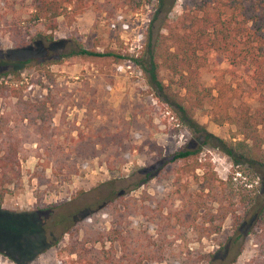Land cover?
Returning a JSON list of instances; mask_svg holds the SVG:
<instances>
[{"label":"trees","instance_id":"trees-1","mask_svg":"<svg viewBox=\"0 0 264 264\" xmlns=\"http://www.w3.org/2000/svg\"><path fill=\"white\" fill-rule=\"evenodd\" d=\"M175 1H153L141 53L131 59L139 65L154 97L173 111L180 123L202 131L206 141L210 139L230 158L235 169L224 178L218 177L208 160H198L199 147L182 146L166 161L171 166L170 176L156 179L161 189L170 183L169 189L178 195L179 208H172V199L159 189L146 196L154 198L159 208L166 206L168 211L163 218L167 228L173 229L170 218L174 217L177 224L198 229L199 235L209 234L216 232L228 216L230 234L207 254L206 261L230 264L242 248L244 235L254 230L264 235V0H180V12L173 16ZM132 3L133 0H29L28 16L44 23L49 30L45 37L51 41L59 17L71 21L88 4L113 14L124 4ZM9 8L12 10L13 5ZM0 18L5 16L0 14ZM12 24L8 31L17 29ZM70 53L121 57L113 50L99 52L80 47ZM217 58L223 68L212 67V85H202L201 71ZM161 68L168 73L166 82L159 75ZM20 90V85L0 82V94L7 91L19 100ZM249 97L255 98V107L247 102ZM204 104L211 121L235 126L229 141L195 123L193 111ZM16 107L17 123L7 126L0 121V206L7 185L20 177V141L37 142L51 163L52 175L61 179L76 174L94 158H103L108 169H112L110 158L123 163L127 155L144 144L158 148L161 154L147 134L141 133L142 143L137 144L128 128L110 131L74 125L63 136L60 147L50 139L54 125L45 97ZM135 126L136 130H144L139 122ZM185 166L192 172L195 187L188 185ZM195 169H200V173H195ZM235 172L239 175L235 176ZM153 177L146 175L141 183L148 184ZM116 199L124 208L115 204ZM38 213L25 217L0 207V253L14 259L12 251L19 252L24 263L41 251L39 246H54L67 234V242L56 251V264H160L163 259L161 250L149 242L145 231L129 226L126 216L135 213L127 210L120 195L47 204ZM105 221L107 230L96 227V223ZM79 230H83L81 237H74L73 231ZM256 264H264V258Z\"/></svg>","mask_w":264,"mask_h":264},{"label":"rangeland","instance_id":"rangeland-1","mask_svg":"<svg viewBox=\"0 0 264 264\" xmlns=\"http://www.w3.org/2000/svg\"><path fill=\"white\" fill-rule=\"evenodd\" d=\"M145 1L133 0L132 4H124L113 14L95 4H88L71 21L59 17L49 41L45 37L49 30L44 23L29 19V0H0V14L5 16L0 18V82L21 86L19 100L7 91L0 94V121L12 126L17 123L16 105L45 97L54 125L50 139L60 147L64 144L63 136L75 125L110 131L128 128L137 144L142 143L140 135L144 133L161 150L158 154V148L144 144L127 155L123 163H115L110 158L109 162L114 163L112 169H108L103 158H94L76 174L61 179L52 175L51 163L37 142L20 141V177L14 184L7 185L0 207L4 211L32 217L47 204L70 200L80 203V200L95 201L104 194L120 195L127 210L135 213L126 216L129 226L145 231L149 242L161 250L163 259L160 264H208L207 254L230 234L231 219L227 216L216 232L203 235H199L195 227L177 224L174 217L170 218L173 229L167 228L163 218L168 211L166 206L159 208L158 202L146 195L151 196L155 189L161 190L172 199V208H179L178 195L174 189H169L170 183L163 184L161 189L156 179L170 176L171 166L166 161L182 146L199 147L198 160H208L218 177H226L235 166L210 139L206 141L202 131L180 123L176 114L154 97L139 65L131 59L141 53L152 12L154 0ZM179 3L180 0L175 1L171 15L180 12ZM9 5H13L12 10ZM12 23L17 29L8 31ZM78 47L99 52L113 50L121 57L70 53ZM212 67L222 69L223 64L217 58L212 66L201 71L200 82L204 86L213 83ZM159 75L166 82L167 71L161 68ZM246 100L251 107L256 106L254 97ZM207 108L204 104L193 111L195 123L202 130L229 141L235 126L214 123L207 115ZM25 122L23 119L22 123ZM136 122L143 125V131L136 130ZM185 171L189 173L188 185L195 187L189 166H185ZM194 172L198 174L200 169ZM146 175L154 177L148 184L141 183ZM234 175L239 174L235 172ZM114 202L120 209L124 208L118 199ZM95 225L105 230L108 228L107 221ZM82 232L73 231L72 235L81 237ZM67 238L64 234L54 246H39L41 251L24 263L19 252L12 251L14 259L0 253V264H56V251L67 242ZM263 258L264 235L254 230L244 235L242 248L230 264H256Z\"/></svg>","mask_w":264,"mask_h":264}]
</instances>
